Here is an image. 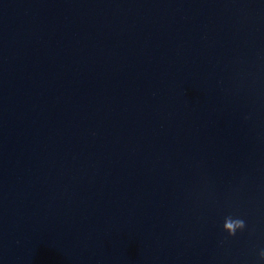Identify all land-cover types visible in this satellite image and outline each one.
Segmentation results:
<instances>
[{
	"label": "clouds",
	"instance_id": "clouds-1",
	"mask_svg": "<svg viewBox=\"0 0 264 264\" xmlns=\"http://www.w3.org/2000/svg\"><path fill=\"white\" fill-rule=\"evenodd\" d=\"M246 228L245 220L241 218H233L232 216L225 217L223 224V231L227 232L229 236H235L237 231H243ZM260 260H264V249L259 252Z\"/></svg>",
	"mask_w": 264,
	"mask_h": 264
}]
</instances>
